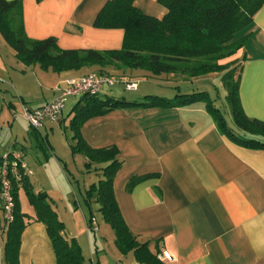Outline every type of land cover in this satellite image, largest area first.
Here are the masks:
<instances>
[{
    "label": "crops",
    "instance_id": "0c3cea01",
    "mask_svg": "<svg viewBox=\"0 0 264 264\" xmlns=\"http://www.w3.org/2000/svg\"><path fill=\"white\" fill-rule=\"evenodd\" d=\"M107 1L22 0L26 33L35 39L54 36L65 49H120L124 29L94 26ZM134 4L158 18L168 12L158 0H134ZM242 37H246L244 45L220 63L241 64L239 93L244 111L249 117L264 121V5L235 38ZM0 44L16 56L1 32ZM104 69L117 74L119 82L105 87L101 95L130 101H144L148 95L174 98L177 94L208 90L207 85L219 76L215 72L187 78L178 73L157 75L135 68ZM99 70V66H88L60 73L41 72L49 79L41 85L42 93L36 103L30 104L21 96L20 105L22 109L39 108L59 95V87L68 78ZM162 75L167 78L162 83L151 79ZM145 78L172 88L168 92L155 90L148 85L151 81L142 80ZM124 81L139 84L138 89L129 90L128 97L122 91L123 85L117 86L125 85ZM140 84H144L142 88ZM184 86L189 88L183 90ZM73 97L70 109L82 96ZM70 113L71 110L68 115L72 117ZM64 119L63 112L57 129L50 121L40 128L29 123L31 130H24L26 134L21 138L8 139L0 150V160L12 151L21 152L32 171L28 176L34 190L50 195L52 207L65 224V236L77 238L82 247L84 264H146L138 262L133 251L124 254L119 250L115 232L98 212L95 198L88 202L86 190L103 177L102 170L86 169L84 154L72 152V141L63 139L59 131ZM38 133L47 137L46 147L39 146ZM81 135L92 147L118 148L123 165L114 178V194L120 211L138 240L149 242L157 257L164 249L171 253L173 259L163 262L264 264V149L232 142L220 132L205 102L113 109L87 119L81 126ZM149 173L156 176L127 189L131 176ZM19 203L21 211L28 215L21 236L20 264H57L46 225L36 219V210L24 188L19 190ZM91 217L97 220L96 231L89 229ZM76 221L82 223L80 227ZM6 225L0 200L3 256Z\"/></svg>",
    "mask_w": 264,
    "mask_h": 264
},
{
    "label": "trees",
    "instance_id": "16d2710c",
    "mask_svg": "<svg viewBox=\"0 0 264 264\" xmlns=\"http://www.w3.org/2000/svg\"><path fill=\"white\" fill-rule=\"evenodd\" d=\"M167 7L162 17L144 13L134 0H108L97 14L94 26L124 29L123 45L120 49H65L57 38L42 39L27 35L22 10V0H0V32L15 50L16 57L26 65L39 64L54 72L79 70L88 66H99L98 73H110L104 68H135L153 74L178 73L187 78L218 72L227 89L233 123H230L222 108L216 104L206 89L177 94L174 98L148 95L144 101H130L112 95L84 94L71 109L70 127L72 152L86 157L85 167L101 169L103 177L86 190L88 202L93 198L98 203V212L115 232V243L127 254L134 252L140 263L166 264L150 249L149 242H140L129 228L120 211L114 194V178L123 165L116 146L95 148L81 135V126L89 118L105 114L110 110L133 105L144 107L184 106L197 101L206 103L221 133L232 142L251 149H264V121L249 117L242 106L239 93V67L231 63H220L241 48L246 37L236 39V34L250 25L264 0H158ZM37 134L41 148L46 147V136ZM12 152L8 153L11 155ZM2 159L0 160L1 163ZM156 176L155 173L133 175L127 189ZM15 199L14 218L6 222L4 263L20 264L21 236L28 215L21 211L19 190L24 188L30 203L36 210V219L47 228L55 251L57 264H84L85 257L77 238L65 236V224L52 207L47 191H35L28 173L19 166L11 174ZM89 229L94 230L92 217Z\"/></svg>",
    "mask_w": 264,
    "mask_h": 264
},
{
    "label": "rangeland",
    "instance_id": "374dc122",
    "mask_svg": "<svg viewBox=\"0 0 264 264\" xmlns=\"http://www.w3.org/2000/svg\"><path fill=\"white\" fill-rule=\"evenodd\" d=\"M232 67L238 68L239 64L234 65V63H232L231 68ZM49 70L50 71L48 72V74H51L52 70ZM45 71L46 70L43 71L42 67L39 64L26 65L22 63L17 59L15 55H13L9 51L7 47L0 44V150H2L7 144L9 138L15 139L17 138V136L21 138L22 134H26V130H31L29 122L24 117L23 109L20 103L22 102V98H24L27 102H30V104L36 103V97L41 95L42 93L41 85L47 79H49L41 74V72ZM236 73H238V70L236 71ZM109 74L113 76L117 75H114L112 73ZM163 78L164 75L151 79H154L155 82L162 83ZM151 79L145 78L142 80L145 81V83L151 81L148 83V85L155 90H165L162 92H168L172 88L171 85H155V83L153 84V81ZM118 85L124 86H122L123 90H121L128 97L130 93L129 90L125 88V85L123 83H118L117 86ZM140 85L142 88L144 84ZM207 86L209 88L208 91L210 92V95L212 96V98L216 99V104L220 108H222L227 120L230 123H233L231 108L226 98L227 89L223 86L220 76L215 78ZM107 87L109 88V86ZM185 88H189V86H184L183 90H185ZM21 96L23 97L21 98ZM73 98V96L72 98H69L70 101L67 103V107L64 111L65 119L61 125V130H59L61 131V137L66 140L68 138L69 141H72L73 132L70 127L71 117H69L68 114L71 110L70 106L74 101ZM12 103H14V105H16L17 107L15 108ZM52 124L55 125V129L58 128L56 126V122H52ZM42 129H44V127ZM49 133L50 135H52V132ZM85 209L86 211L88 210V207L86 205ZM80 224L82 223L80 222ZM80 224L79 221H76L77 227H80ZM108 227L109 229H111V226L108 225ZM2 257L3 251L1 252L0 250V264H5Z\"/></svg>",
    "mask_w": 264,
    "mask_h": 264
},
{
    "label": "built area",
    "instance_id": "2783aa9c",
    "mask_svg": "<svg viewBox=\"0 0 264 264\" xmlns=\"http://www.w3.org/2000/svg\"><path fill=\"white\" fill-rule=\"evenodd\" d=\"M119 79L116 76L103 72H89L87 74L68 78L65 84L59 87V95L46 103L45 105L34 110L23 107L25 119L34 127L40 128L46 121L60 123L64 109L70 97L82 96L84 94H101L105 87H113ZM125 88L128 90L138 89V82L124 81ZM21 166L27 173H31L27 163L19 151H12L11 155L6 154L0 163V200L6 222L13 220L15 199L12 191L11 174L15 173ZM93 228L98 230L97 220L92 219ZM162 261L172 260L171 253L164 249L159 254Z\"/></svg>",
    "mask_w": 264,
    "mask_h": 264
}]
</instances>
